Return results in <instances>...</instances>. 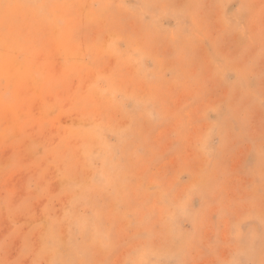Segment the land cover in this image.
Instances as JSON below:
<instances>
[{
    "label": "rangeland",
    "instance_id": "obj_1",
    "mask_svg": "<svg viewBox=\"0 0 264 264\" xmlns=\"http://www.w3.org/2000/svg\"><path fill=\"white\" fill-rule=\"evenodd\" d=\"M19 2L0 264H264V0Z\"/></svg>",
    "mask_w": 264,
    "mask_h": 264
},
{
    "label": "bare ground",
    "instance_id": "obj_2",
    "mask_svg": "<svg viewBox=\"0 0 264 264\" xmlns=\"http://www.w3.org/2000/svg\"><path fill=\"white\" fill-rule=\"evenodd\" d=\"M1 2V0H0ZM6 9L9 10L10 7H8L6 5ZM20 9H22V4L19 2V0H13V5L11 7V10L13 12H18ZM57 11V10H56ZM12 32V31H11ZM134 45V44H132ZM7 46V45H6ZM4 51L0 50V70L1 71H7L11 74H15V73H19L22 76V72L24 73V69H22V67L17 64L15 62V58L12 56H6V54H4ZM136 54V53H135ZM138 58V57H137ZM9 59V60H8ZM74 83V82H73ZM94 84L96 83L95 81L93 82ZM120 96V95H119ZM77 106V105H76ZM16 125H17V121H15ZM5 132L2 133V135Z\"/></svg>",
    "mask_w": 264,
    "mask_h": 264
}]
</instances>
